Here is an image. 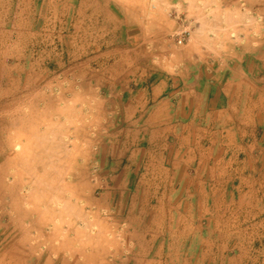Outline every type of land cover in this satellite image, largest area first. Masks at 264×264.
Wrapping results in <instances>:
<instances>
[{
	"label": "crops",
	"instance_id": "crops-1",
	"mask_svg": "<svg viewBox=\"0 0 264 264\" xmlns=\"http://www.w3.org/2000/svg\"><path fill=\"white\" fill-rule=\"evenodd\" d=\"M160 2L188 17L185 43L162 40L141 62L117 56L93 84L37 114L45 129L20 152L40 158L31 264L162 253L150 243L162 235L153 220L196 227L220 216L228 237L245 235L231 221L253 220L264 234V0Z\"/></svg>",
	"mask_w": 264,
	"mask_h": 264
},
{
	"label": "rangeland",
	"instance_id": "rangeland-1",
	"mask_svg": "<svg viewBox=\"0 0 264 264\" xmlns=\"http://www.w3.org/2000/svg\"><path fill=\"white\" fill-rule=\"evenodd\" d=\"M162 3L0 0V264H31L36 256L26 235L37 229V209L44 206L37 189L40 158L20 152L25 142L45 129V116L37 114L47 111L50 103L73 97L76 86L90 80L93 84L94 75L99 78L117 56L128 53L141 62L156 52L162 40L179 44L177 35L184 30L185 43L193 31L188 17L171 7L159 8ZM169 18L177 22L172 29L167 26ZM189 208L183 205L180 211L189 213ZM211 223L199 221L195 227L184 220L150 221V229L162 234L151 236L150 243L157 239L162 253L146 254L139 247L120 254L116 262L264 264V234H254L253 220L231 221L235 232L239 225L245 230V235L231 237L222 235L228 227L220 216Z\"/></svg>",
	"mask_w": 264,
	"mask_h": 264
},
{
	"label": "built area",
	"instance_id": "built-area-1",
	"mask_svg": "<svg viewBox=\"0 0 264 264\" xmlns=\"http://www.w3.org/2000/svg\"><path fill=\"white\" fill-rule=\"evenodd\" d=\"M187 36L188 32L184 30L181 34L177 35V42L179 44L183 43L187 39Z\"/></svg>",
	"mask_w": 264,
	"mask_h": 264
},
{
	"label": "bare ground",
	"instance_id": "bare-ground-1",
	"mask_svg": "<svg viewBox=\"0 0 264 264\" xmlns=\"http://www.w3.org/2000/svg\"><path fill=\"white\" fill-rule=\"evenodd\" d=\"M16 151V150H15Z\"/></svg>",
	"mask_w": 264,
	"mask_h": 264
}]
</instances>
